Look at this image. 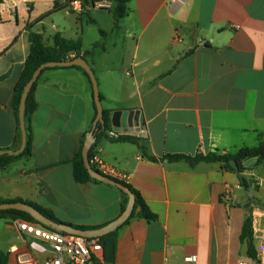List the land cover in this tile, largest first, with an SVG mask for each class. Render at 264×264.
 <instances>
[{"label": "crops", "instance_id": "obj_1", "mask_svg": "<svg viewBox=\"0 0 264 264\" xmlns=\"http://www.w3.org/2000/svg\"><path fill=\"white\" fill-rule=\"evenodd\" d=\"M74 1L110 7L81 13L70 5L50 13L56 0L0 1V152L17 156L26 146L12 102L31 34L42 35L47 45L56 34L81 39L83 52L100 43L86 61L103 111L110 112V127L115 111L139 112V127L126 136L141 139L157 158L108 137L96 146L102 161L155 215L153 221L129 218L118 231L115 259L106 262L104 255L103 264H182L191 255L197 264L251 259L241 241L249 213L237 171L221 163L190 166L163 158L233 154L264 140V0H131L118 22L112 0ZM34 97L37 108L25 119L31 155L0 168V200L36 203L75 226L114 222L124 212L121 191L105 183L81 184L73 175L81 140L97 115L91 79L76 68L46 69ZM248 170L243 175L261 189V177ZM226 185L233 192L229 202L222 199ZM258 212L264 209H253L252 216ZM29 240L12 220L0 219L7 264L30 252Z\"/></svg>", "mask_w": 264, "mask_h": 264}, {"label": "trees", "instance_id": "obj_2", "mask_svg": "<svg viewBox=\"0 0 264 264\" xmlns=\"http://www.w3.org/2000/svg\"><path fill=\"white\" fill-rule=\"evenodd\" d=\"M1 1V0H0ZM74 0H56L53 10L50 13L59 12L62 10H65L70 7L71 3ZM115 3V8L113 10V14L116 18V21L118 22L120 19L125 17L129 13L128 3L131 0H112ZM102 36H104L106 33L104 31H101ZM30 52L26 59L24 70L22 72V75L20 77V80L16 86L15 90V96L12 102V107L15 111V114L17 118L19 119V107H20V100L21 96L23 94L24 88L26 84L31 80L34 72L41 66L47 63L51 62H62L67 61V57L71 53L76 54L77 57H83L86 60V57L88 55H91L96 49L101 47L100 43H95L92 47L91 51L83 52V43L81 39L77 40H70L63 38L60 34H56L53 38V45H47L44 41V38L40 34L32 33L30 36ZM61 68H76L81 71H83L88 78L89 75L87 72L82 69L81 67L72 66V67H61ZM46 69H54V68H45ZM59 69V68H56ZM43 70V71H44ZM2 78L0 79V81ZM39 80V78H38ZM38 80L34 83L31 91L29 92L27 99H26V110H25V119H29V117L34 113V111L37 108V103L35 101L34 92L38 83ZM102 99V96H100ZM109 114L110 112L104 111V120L105 124L102 125L101 123H98L96 127H94V124L90 130V132H93V138L95 140L93 146L90 149L89 152V159L92 158V153L95 147L99 144V142L108 137V131L111 129L109 124ZM90 132L83 137L81 140V145L79 148L78 153L75 156L74 162H73V175L76 182L85 184L89 182H95V183H102L95 179H93L89 173L87 168L84 164L83 159V147L85 144V141L90 134ZM114 141H124V142H130L133 144H136L140 147L142 154L144 157L152 160L157 161V158L150 156L147 153V148L141 143V139L136 137H123L119 140ZM31 144H32V134L30 127L27 128V140H26V146L24 151L17 155V156H11L8 155L6 152L0 153V168L6 166L8 163L21 158V157H29L31 155ZM163 160H167L169 162H180L185 161L190 166H195L201 162L206 163H221L223 166L231 171H237L239 174L240 179V186L243 190L246 192H249L252 187V182L247 179L243 173L249 169V165L252 161H255L257 164L264 161V140H261L259 145L254 148L244 147L241 148L239 151L233 154H225V155H218L216 153H211L209 155H202L197 154L195 156H187V155H167L163 158ZM235 161L237 165V170H234L231 166L230 162ZM95 171L98 172L94 168ZM118 182L125 185L134 195H135V205L133 213L130 217L132 219L135 216L145 218L148 221H153L155 219V215L149 210L146 203L144 202L142 196L138 191H136L127 181L121 180V179H115ZM258 188V186H257ZM120 190V189H119ZM121 193L124 196V202H123V211H125L127 205H128V195L124 193L122 190H120ZM253 196H250L248 198V202L245 205V208L247 209L249 215L245 220L243 232L241 235V241L247 245V250L251 258L256 257V249L253 239V229H252V212L253 209L251 208V204L253 201ZM14 202H24L31 206H33L35 209H37L42 215H44L47 218H50L51 220L60 223V224H67L71 225L74 228L80 229V230H98L100 228H103L104 226L100 227H86V226H75L66 222L61 221L58 219L51 211L44 209L40 205L28 201H23L21 199L18 200H0V204L4 203H14ZM8 218L12 221L14 220H23L31 223H38L31 214L20 211V210H0V219ZM129 219V220H130ZM129 220L126 222V224L129 222ZM122 226L118 227L115 231H112L104 236L101 237V241L104 245L105 250V261L111 262L116 257V250H117V242H118V231L121 229ZM9 259V254L0 251V264H7Z\"/></svg>", "mask_w": 264, "mask_h": 264}, {"label": "built area", "instance_id": "obj_3", "mask_svg": "<svg viewBox=\"0 0 264 264\" xmlns=\"http://www.w3.org/2000/svg\"><path fill=\"white\" fill-rule=\"evenodd\" d=\"M71 7L76 12H87L92 8H109L110 5L102 2L83 3L74 1ZM76 54L71 53L67 61L75 59ZM128 130L112 128L108 138L119 140L127 135ZM90 163L98 172L113 179H119L113 168L107 166L100 157L97 147L93 150ZM232 187L225 186L223 201L232 200ZM253 238L257 243V254L255 258L241 260L239 264H264V212L254 213ZM13 225L20 232L30 236L28 254H20L15 248L14 253L18 255V264H103L105 255L104 245L101 237L87 238L76 234H70L46 227L40 223H31L23 220H14ZM196 255L187 256L182 264H197Z\"/></svg>", "mask_w": 264, "mask_h": 264}, {"label": "water", "instance_id": "obj_4", "mask_svg": "<svg viewBox=\"0 0 264 264\" xmlns=\"http://www.w3.org/2000/svg\"><path fill=\"white\" fill-rule=\"evenodd\" d=\"M72 66H77V67H81L82 69H84L89 75L91 82L93 84L94 99H95L96 110H97V115L94 121V127H96L98 123H101L102 125L105 124L104 111H103V107L101 103V97H100L97 81H96L94 72L92 68L90 67V65L87 63V61L83 57H77L69 61L47 63L44 65H41L34 72L31 80L26 84L23 94L21 96L20 107H19V123H20V129L22 133L23 145L25 144L26 139H27V130H26V122H25L26 99L34 83L41 76V73L43 72L45 68H61V67H72ZM139 117H140L139 112L118 110L113 113L112 118H111V123H112L113 128L133 130L135 127H139ZM94 142L95 140L93 138V132H90V134L88 135L85 141L83 152H82L84 164L88 170L89 175L93 179L99 182L114 186L122 190L124 193L128 195V198H129L128 205L125 211L122 213V215L117 220H115L114 222L98 230H80V229L72 227L71 225L57 223L51 220L50 218H47L44 215H42L33 206L27 203H24V202L0 204V210H9V209L20 210V211L31 214L38 223L46 227H49L51 229H55L58 231L70 233V234L80 235V236L87 237V238L102 237L112 231H115L118 227L124 225L129 220L130 216L133 213L135 199H136L135 195L122 183L94 170L93 166L90 163V159H89V152ZM230 164L234 170H237V165L235 161H231Z\"/></svg>", "mask_w": 264, "mask_h": 264}, {"label": "rangeland", "instance_id": "obj_5", "mask_svg": "<svg viewBox=\"0 0 264 264\" xmlns=\"http://www.w3.org/2000/svg\"><path fill=\"white\" fill-rule=\"evenodd\" d=\"M249 173H256L257 175H259V177H261V184L262 187L261 189L258 190L257 188V184H253L254 182H252V189H250L249 192H246L245 190L241 189L239 190L240 193L243 194V196L249 198L250 196H253V201H252V205H253V209L254 210H263L264 209V165H261L260 167H257L255 165H250V168L248 170ZM263 208V209H262Z\"/></svg>", "mask_w": 264, "mask_h": 264}]
</instances>
